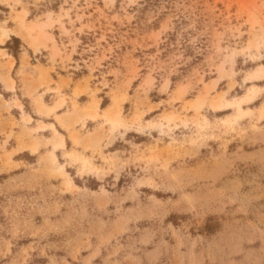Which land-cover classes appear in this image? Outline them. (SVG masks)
<instances>
[{
	"label": "rangeland",
	"instance_id": "obj_1",
	"mask_svg": "<svg viewBox=\"0 0 264 264\" xmlns=\"http://www.w3.org/2000/svg\"><path fill=\"white\" fill-rule=\"evenodd\" d=\"M0 264H264V0H0Z\"/></svg>",
	"mask_w": 264,
	"mask_h": 264
},
{
	"label": "trees",
	"instance_id": "obj_2",
	"mask_svg": "<svg viewBox=\"0 0 264 264\" xmlns=\"http://www.w3.org/2000/svg\"><path fill=\"white\" fill-rule=\"evenodd\" d=\"M21 46H22V42L20 41L19 38L16 37H12V40H10L6 44V47L10 49V51H12V53H14L15 56H16V51L20 50Z\"/></svg>",
	"mask_w": 264,
	"mask_h": 264
}]
</instances>
